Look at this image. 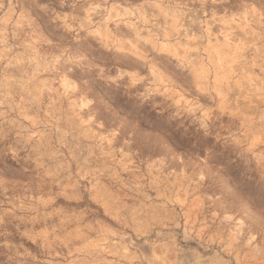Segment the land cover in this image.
Returning a JSON list of instances; mask_svg holds the SVG:
<instances>
[{
	"label": "rangeland",
	"instance_id": "obj_1",
	"mask_svg": "<svg viewBox=\"0 0 264 264\" xmlns=\"http://www.w3.org/2000/svg\"><path fill=\"white\" fill-rule=\"evenodd\" d=\"M0 137V264H264V0H0Z\"/></svg>",
	"mask_w": 264,
	"mask_h": 264
},
{
	"label": "clouds",
	"instance_id": "obj_2",
	"mask_svg": "<svg viewBox=\"0 0 264 264\" xmlns=\"http://www.w3.org/2000/svg\"><path fill=\"white\" fill-rule=\"evenodd\" d=\"M158 65V74H161L165 77L167 73V68L163 64H157ZM96 79L103 82V84L106 87H110L113 89H124L126 91H131L132 89H135L137 86L131 85L127 79L122 78L119 75H116L115 77H110L107 74H105L104 77H100L97 75ZM167 80V79H166ZM168 81V80H167ZM87 81H85L86 83ZM41 84L43 87H40L38 90L43 92L45 88H47L48 91H54V89L47 86V82L42 81ZM79 84L77 83V86L73 88V90L70 93H77L79 92ZM171 89L174 90L173 87ZM197 92V90L195 89ZM133 95H136V93H133ZM140 96H143L145 99H147L146 92L139 93ZM62 96L65 98H68V109L71 113L70 118L72 117H79V112L90 107L93 103V100L87 95V94H81L77 98H72L69 96V94L65 95L64 92L62 93ZM196 97V96H193ZM213 118L209 117L207 118V127L205 126V123L200 122L201 127H203L205 130L208 129V122L211 121ZM19 136L20 133H17ZM40 134L37 132H31V134L22 140H20L15 146L9 145V150L12 152L14 156L19 157L21 152H28L30 153L29 156L22 157L25 160H31V162L34 165V170L36 171V174L44 181L53 184L58 188L57 195L62 196H68L72 195L75 197L76 194L79 193L81 188V181L88 179V174H84L80 176L79 178L74 177L71 173L70 165L65 167L66 164H68V161H64L59 167L48 165L45 162V156L51 152L53 156L56 155H64L61 152H58L54 146L50 144H46L45 142H41L38 145H31V141L33 137H36ZM4 136H7V133L4 134ZM3 146V138L0 137V150H2ZM67 181V182H65ZM91 182V181H89ZM99 181H97L98 183ZM95 187V185H93ZM52 202L48 205L47 211L56 213V210L59 208L54 207V204L56 202V197L51 196L50 197ZM59 214V213H56ZM53 239L59 240L61 239V236L57 234V232L53 233ZM77 251H82V249H77ZM13 257H9V260H12ZM68 264H77V261L72 260L69 261Z\"/></svg>",
	"mask_w": 264,
	"mask_h": 264
}]
</instances>
